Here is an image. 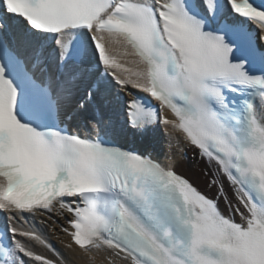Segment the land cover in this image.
Wrapping results in <instances>:
<instances>
[{"label": "snow or ice", "instance_id": "1", "mask_svg": "<svg viewBox=\"0 0 264 264\" xmlns=\"http://www.w3.org/2000/svg\"><path fill=\"white\" fill-rule=\"evenodd\" d=\"M181 141L234 200L175 171ZM0 211V264H69L25 212L85 264H264V0H0Z\"/></svg>", "mask_w": 264, "mask_h": 264}, {"label": "bare ground", "instance_id": "2", "mask_svg": "<svg viewBox=\"0 0 264 264\" xmlns=\"http://www.w3.org/2000/svg\"><path fill=\"white\" fill-rule=\"evenodd\" d=\"M163 146V151L159 152V150L162 148ZM183 146V143L181 142L178 147H174L172 146V150H171V155L173 157V159L175 160V164H177L178 162H180L182 159H186L185 157H183V153L180 150V147ZM160 147V149L158 150V148ZM156 152L158 154V158L164 162V158H165V153L168 152V148L167 146H165V143L163 142V139H161L160 145L156 148ZM195 164H199L201 160H199L197 158V156H195ZM200 161V162H199ZM204 162V161H203ZM205 163V162H204ZM184 165L186 166L187 171L189 172H194V174H197L196 171L194 169V166L191 165V160H187V162L184 163ZM211 171V170H210ZM214 173L215 170H212V177H214ZM183 175V174H181ZM185 178L189 179L187 176L183 175ZM218 177V176H215ZM213 180L216 181L215 184H213ZM210 183H207V188L211 187L210 189L213 190V187H215V190H218V187L220 184L224 185V191L228 189L229 184L224 182V181H220V180H216L215 178H212L211 181H209ZM194 184V183H193ZM213 185V187H212ZM194 186H196L194 184ZM31 220V225L24 220L23 218H18V223H17V227L20 228L21 230L24 231H29V230H34L38 235L42 236V238L46 239L47 242H49L55 249L57 252L62 253L65 258L69 261V264H85L84 260L79 259L78 257H72L70 255V253L68 252V250L65 248V244L69 243V239L68 237L61 233L58 230L57 224L52 223V225L54 227L50 228V232L52 235H50L46 228L44 227V225L38 221H36V219L34 217H30ZM21 237V236H20ZM23 239V241L25 242L26 245H31L33 250L36 251L38 254H42V255H46L51 257L52 259H55V256L53 255L52 252L48 251L47 249L43 248L42 246H40L39 244L36 243V241L31 240L29 238L26 237H21ZM33 264H36L35 262H33ZM95 264H108L107 260L102 259L101 257H97L95 260Z\"/></svg>", "mask_w": 264, "mask_h": 264}, {"label": "rangeland", "instance_id": "3", "mask_svg": "<svg viewBox=\"0 0 264 264\" xmlns=\"http://www.w3.org/2000/svg\"><path fill=\"white\" fill-rule=\"evenodd\" d=\"M159 149H160V147L158 148V150ZM162 151H163V146L159 150V152H162ZM187 160H191V165L194 166V168H196L194 170L196 171L197 174H194V172L187 171L186 166L184 165V163L187 162ZM195 160H196L195 156L191 157V155L186 157V159H182L180 162H178L176 164L175 171L178 172L179 174H183V175L187 176L192 183H194L197 187H199L204 192H206L210 196H212V193L215 192V187H213V185H212L213 190H211L210 189L211 187L207 188L206 186H207V183H210L209 181H211L213 178L212 177V170L213 169H210L208 167V165L206 163H204L203 161H201V162L199 161L200 163L196 165L194 162ZM221 181H223V180L221 179ZM226 192L230 196L229 187H228ZM216 193H214V194H216ZM47 231H48V229H47Z\"/></svg>", "mask_w": 264, "mask_h": 264}]
</instances>
